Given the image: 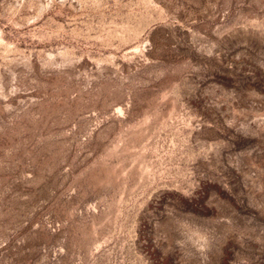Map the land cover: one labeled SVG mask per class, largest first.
<instances>
[{"label":"rangeland","instance_id":"1","mask_svg":"<svg viewBox=\"0 0 264 264\" xmlns=\"http://www.w3.org/2000/svg\"><path fill=\"white\" fill-rule=\"evenodd\" d=\"M0 264H264V0H0Z\"/></svg>","mask_w":264,"mask_h":264}]
</instances>
